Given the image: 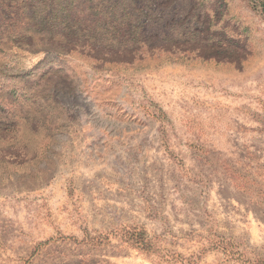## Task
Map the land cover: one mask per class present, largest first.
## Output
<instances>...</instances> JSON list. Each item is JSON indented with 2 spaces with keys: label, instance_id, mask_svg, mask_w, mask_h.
<instances>
[{
  "label": "rangeland",
  "instance_id": "obj_1",
  "mask_svg": "<svg viewBox=\"0 0 264 264\" xmlns=\"http://www.w3.org/2000/svg\"><path fill=\"white\" fill-rule=\"evenodd\" d=\"M0 264H264V0H0Z\"/></svg>",
  "mask_w": 264,
  "mask_h": 264
}]
</instances>
